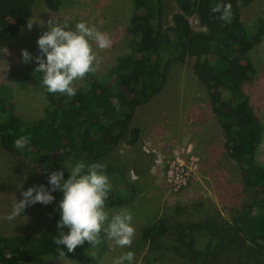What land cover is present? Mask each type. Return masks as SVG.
<instances>
[{
	"label": "trees",
	"instance_id": "1",
	"mask_svg": "<svg viewBox=\"0 0 264 264\" xmlns=\"http://www.w3.org/2000/svg\"><path fill=\"white\" fill-rule=\"evenodd\" d=\"M127 51L115 58L102 77L94 74L78 80L76 95L47 92L42 84L43 74L30 75L44 98L39 117L21 118L7 87L0 86V147L34 162L46 187L47 172L76 163L99 162L120 142L140 151V130L130 123L139 105L158 93L166 80L169 63L188 66L201 83L223 137V148L238 168L241 183L251 190L242 205L221 225L195 222L177 226L174 235L186 250L175 246L176 254L188 256L197 264L214 262L221 257H235L243 252L251 264H264V166L256 157L262 138V126L247 100L243 84L255 74L248 51L264 35V15L245 24L240 9L254 0H173L171 15L164 0H130ZM32 0H0V44L13 39L30 15ZM55 10L60 0H43ZM217 3L231 5L230 21L220 19L211 9ZM194 15L202 30H193L188 17ZM118 101L120 111L114 104ZM30 134V143L23 150L14 146L22 135ZM112 188L106 207L122 205L126 191L131 190L123 173L106 165ZM67 178V171L64 172ZM57 202L62 193H52ZM56 211L39 233L0 234V264H25L58 257L62 246L54 243ZM65 231H67L65 229ZM168 233L163 216L143 228L141 235L152 248L155 240ZM100 240L104 241V233ZM88 243L67 252L81 264L95 261L87 253Z\"/></svg>",
	"mask_w": 264,
	"mask_h": 264
},
{
	"label": "rangeland",
	"instance_id": "2",
	"mask_svg": "<svg viewBox=\"0 0 264 264\" xmlns=\"http://www.w3.org/2000/svg\"><path fill=\"white\" fill-rule=\"evenodd\" d=\"M164 2L170 16L173 0ZM130 15V0H60L55 10L47 8L43 0H32L30 15L17 35L0 44V86L8 88L16 113L31 120L42 112L45 101L30 75L36 61L22 62L21 50L32 57L40 54L37 38L47 30L49 19L67 22L70 27L85 21L110 36L112 46L98 50L101 62L94 75L102 77L115 58L127 51ZM261 15L264 0H254L240 9L241 20L248 25ZM28 21H33L30 30ZM188 22L193 30L203 29L194 15ZM247 55L255 74L243 89L262 126L256 157L264 166V35ZM130 123L140 130V151L120 142L99 159L105 166L117 167L131 187L122 205L106 209L114 212L127 208L132 214L135 236L130 250L135 252L134 264H197L186 253L177 255L174 251L175 246L186 250L175 237L174 228L203 221L221 225L239 210L251 190L241 183L238 168L225 153L208 95L190 70L188 59L168 64L162 89L136 107ZM41 184L45 185L34 162L0 147V234H37L43 229L57 206L56 198L49 205L26 207L14 221L4 219L23 191ZM163 216L168 233L157 238L159 245L152 248L141 232ZM128 250L116 247L104 234V241L89 247L87 253L95 259L91 264H111L113 258ZM234 256L201 264H251L243 252ZM25 264L81 263L70 256H47Z\"/></svg>",
	"mask_w": 264,
	"mask_h": 264
},
{
	"label": "clouds",
	"instance_id": "3",
	"mask_svg": "<svg viewBox=\"0 0 264 264\" xmlns=\"http://www.w3.org/2000/svg\"><path fill=\"white\" fill-rule=\"evenodd\" d=\"M211 10L220 13L223 21H230V4L217 3ZM32 24L33 21H28L29 30ZM37 45L40 54L35 57L25 49L21 50L22 62L36 61L35 71L43 74L42 84L47 92L72 97L76 95L75 82L96 73L101 62L99 51L110 48L112 39L85 21H78L74 27H70L67 22L49 19L47 30L37 38ZM114 107L117 112L120 111L118 101ZM30 139V134L20 136L14 141L15 148L25 149ZM46 179L48 187L41 184L23 191L22 198L15 199L11 212L4 219L16 220L26 207L35 203L51 204L55 200L52 193L59 190L62 197L57 202L56 245L66 248L67 252H74L85 243L98 245L101 233H104L116 247L129 249L113 258L111 264H134L135 252L130 250L135 236L132 214L127 208L114 212L106 209L112 184L104 164L92 162L86 165L81 161L70 170L48 171ZM49 216L51 218V214ZM62 249L60 255L64 256Z\"/></svg>",
	"mask_w": 264,
	"mask_h": 264
}]
</instances>
